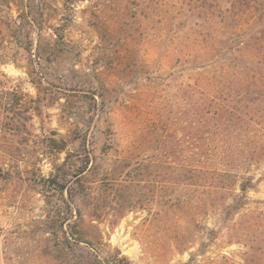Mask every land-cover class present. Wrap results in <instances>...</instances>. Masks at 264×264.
Wrapping results in <instances>:
<instances>
[{"label": "rangeland", "instance_id": "obj_1", "mask_svg": "<svg viewBox=\"0 0 264 264\" xmlns=\"http://www.w3.org/2000/svg\"><path fill=\"white\" fill-rule=\"evenodd\" d=\"M233 1L0 0V264H264V151L249 159L264 117L233 151L245 205L196 206L201 98H220L264 27L248 24L264 0H246L223 32Z\"/></svg>", "mask_w": 264, "mask_h": 264}, {"label": "trees", "instance_id": "obj_2", "mask_svg": "<svg viewBox=\"0 0 264 264\" xmlns=\"http://www.w3.org/2000/svg\"><path fill=\"white\" fill-rule=\"evenodd\" d=\"M35 1L31 0V2ZM253 8L255 6L249 4L246 0L238 3L233 1L228 13L223 14L224 16L222 15L220 20L223 23V32H228V26L230 27L231 23H238L240 15L249 12ZM257 8L262 10L260 13L254 14L252 22L248 23L249 25H254L260 21L264 22V3L258 5ZM23 19L26 24L36 26L35 19H33L30 12L24 14ZM63 19L65 18H60V21L54 27L53 41L55 43H62L64 40L67 23ZM260 30L253 33L252 40L250 39V44H247V47L243 48L241 45L236 47L238 52L246 49V60L248 61L240 66L237 65L238 71L234 75L232 82L230 81L228 85L214 89L215 92L219 93L220 98L212 96V98L208 99V97L203 95L204 97L201 98L200 103L203 111H205L203 113V126L207 137L204 136L205 138L203 139L205 144L204 147L202 146L200 165L196 174L198 185L201 187L202 192V197L199 198L196 206L200 211L209 206V208L220 206L223 219L229 218L230 215L236 213L245 205L247 200L245 192L253 185L251 177H242L238 184L239 193L232 191L233 188L231 186L235 185L237 179L236 172L233 171L236 168L243 167L248 160L246 156L243 159L232 156L233 151L243 155V148H250V138L251 136L253 138L257 137L256 133L258 132L253 127V123L260 124L256 120L261 121L264 117V71L260 73L258 67L253 69L252 65L249 64L251 60L261 64L262 59H264V27ZM228 35H231L230 32ZM228 35L224 39L225 46H229L233 40ZM29 37L27 32L24 38L29 40ZM207 110L212 115L209 120L206 118V114H210ZM257 126L261 128V125ZM216 140H221L224 145L223 149H227L221 156L219 155L218 159H216L215 154L217 152L216 146L213 145ZM263 151L264 146L261 144L257 145L256 142L254 149L249 151V154H252L248 158L251 161H253V158L259 159ZM216 164H220L223 167H217ZM229 167L234 169L231 170ZM191 177L192 174L190 173L189 180ZM227 194L230 198L229 201L225 199ZM216 197L222 198L219 200L220 202H216Z\"/></svg>", "mask_w": 264, "mask_h": 264}]
</instances>
